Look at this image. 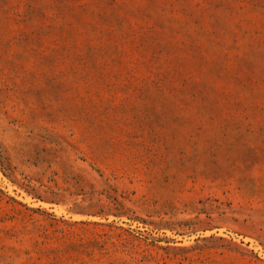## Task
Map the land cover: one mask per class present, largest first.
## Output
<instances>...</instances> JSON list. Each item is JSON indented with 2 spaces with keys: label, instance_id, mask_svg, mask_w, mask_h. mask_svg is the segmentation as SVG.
<instances>
[{
  "label": "rangeland",
  "instance_id": "obj_1",
  "mask_svg": "<svg viewBox=\"0 0 264 264\" xmlns=\"http://www.w3.org/2000/svg\"><path fill=\"white\" fill-rule=\"evenodd\" d=\"M0 264H264V0H0Z\"/></svg>",
  "mask_w": 264,
  "mask_h": 264
}]
</instances>
